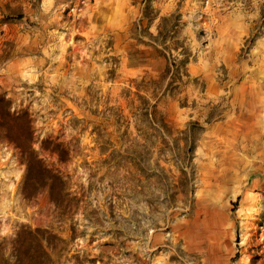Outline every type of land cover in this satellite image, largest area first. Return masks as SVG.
Masks as SVG:
<instances>
[{"label":"rangeland","instance_id":"rangeland-1","mask_svg":"<svg viewBox=\"0 0 264 264\" xmlns=\"http://www.w3.org/2000/svg\"><path fill=\"white\" fill-rule=\"evenodd\" d=\"M168 63L181 81L144 91ZM0 99L81 199L73 220L25 199L0 141V242L27 225L97 264H264V0H0Z\"/></svg>","mask_w":264,"mask_h":264},{"label":"trees","instance_id":"trees-1","mask_svg":"<svg viewBox=\"0 0 264 264\" xmlns=\"http://www.w3.org/2000/svg\"><path fill=\"white\" fill-rule=\"evenodd\" d=\"M162 31L163 26L160 25L159 33L161 34ZM162 55L165 56L164 53ZM181 66L182 63H179V67L173 69V64L168 63L166 72L160 80L147 83L143 81V84H146L145 88H143L144 91L149 92V84L153 85L151 87L154 91L160 89V85L163 84L165 78L171 72H173L174 78L181 81L183 76ZM152 108L154 110L150 111L149 107H146V111L143 113L147 122L158 120L155 115V112H157L156 105ZM159 123L164 129L168 126L165 118H161ZM0 141H7L13 145L19 151L22 163L26 167V175L22 187L24 198L35 201L43 192H47L50 203L57 211L58 217H69L73 220L77 214L81 199L70 192L64 177L50 168L37 153L34 147L36 140L33 118L28 109L11 114L9 102L0 99ZM44 146L47 150L56 152L61 161L67 160V151L60 148L59 145H53L48 140ZM100 215L98 211L90 215V221L98 229L104 226V220ZM76 225V222L72 224L71 241L73 242L77 237ZM70 251L69 242L52 231L42 228L33 229L30 226L23 225L12 239L0 242V264H97L98 260H100L99 258H84L80 253L67 258L65 254Z\"/></svg>","mask_w":264,"mask_h":264}]
</instances>
